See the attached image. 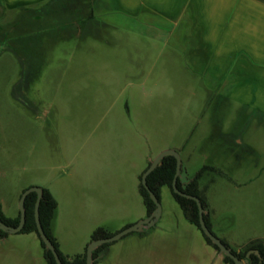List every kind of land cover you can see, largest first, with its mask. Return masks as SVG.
I'll use <instances>...</instances> for the list:
<instances>
[{"label": "rangeland", "instance_id": "1", "mask_svg": "<svg viewBox=\"0 0 264 264\" xmlns=\"http://www.w3.org/2000/svg\"><path fill=\"white\" fill-rule=\"evenodd\" d=\"M79 3L51 0L7 9L0 0V199L6 213L19 211L21 188L58 192L61 181L95 200L105 187L117 189L107 165L163 145L159 117L176 120L171 139L180 134L176 126L189 128L201 116L203 129L212 116L245 128L246 142L264 162L263 118L252 113L249 123H240V107L203 97L190 78L186 88L180 86L163 44L113 0ZM217 183L218 193L234 194L232 208L243 211L234 218L236 229L243 230L242 187L222 177ZM106 196L109 212L122 205ZM113 215L110 227L119 222ZM11 260L7 255L8 264L16 263Z\"/></svg>", "mask_w": 264, "mask_h": 264}, {"label": "crops", "instance_id": "2", "mask_svg": "<svg viewBox=\"0 0 264 264\" xmlns=\"http://www.w3.org/2000/svg\"><path fill=\"white\" fill-rule=\"evenodd\" d=\"M49 1L1 0V3L7 9H15ZM106 1L95 0V4ZM113 1L117 10L148 26L163 44L164 54L173 67L171 71L180 75V82L176 80V83L186 88L190 78L194 87L203 91L202 96L216 98L221 105L240 107L243 112L238 115L240 123L251 121L252 113L264 120V0ZM87 4L91 10L90 3ZM171 71L169 69L168 73ZM202 118L189 128L176 126L175 131L183 137L179 139L175 135L171 139V124L176 120L159 117L166 129L159 132L166 139L163 145H156L140 155L139 152L129 162L107 165L117 181V189L113 187L109 192L105 187L104 194L96 200L80 194L76 185L61 181L58 192L47 187L57 203L51 233L62 254L69 258L81 255L96 228L114 234L148 216L139 192L141 175L165 149H174L179 154L177 178L181 185L187 184L206 166L197 185L207 204L206 213L213 234L237 251L253 240L264 244V162L261 152L246 142L245 128L225 126L224 120L212 116L203 129L199 126ZM247 155L255 158L246 160ZM219 177L227 179L229 186L242 187L244 196L240 199L246 207L243 230L236 229L238 222L235 220V216L240 217L243 211L232 208L234 194L218 193ZM26 188H21L18 195ZM106 194H109V200L122 202V205L113 206L109 212L111 207ZM218 194L221 196L217 197ZM159 201L161 213L152 226L128 233L100 249L95 264H226L223 255L186 219L168 186L160 188ZM0 204L5 216L15 218L18 215L15 207L6 213L1 199ZM113 214H118L119 222L110 227L107 219ZM7 255L17 264H46L39 238L33 232L0 236L3 264H8Z\"/></svg>", "mask_w": 264, "mask_h": 264}, {"label": "trees", "instance_id": "3", "mask_svg": "<svg viewBox=\"0 0 264 264\" xmlns=\"http://www.w3.org/2000/svg\"><path fill=\"white\" fill-rule=\"evenodd\" d=\"M175 165L176 161L175 158L171 155L164 156L162 158V162L160 165L156 166L147 176H146V184L149 187V189L155 194L157 199L159 200V190L163 185H166L169 187L171 194L174 198V200L177 202L181 210L183 211L184 216L186 219L193 224L195 227H197L205 241L211 245L214 249L218 251V248L215 244H213L210 239L205 236L200 229L199 222H198V209L196 206V203L194 200L185 198L181 195H178L175 193L172 189V178L175 173ZM206 169V166H203L201 169L197 171V173L193 176V178L185 185H181L178 178L176 179V187L187 193L191 194L194 196H197L201 202L203 210H207V204L203 197L201 196L197 181L202 174V172ZM25 190V189H24ZM23 190V191H24ZM22 191V192H23ZM139 192L143 201V204L145 206L147 215L151 214L155 208V205L153 201L150 199L148 192L146 189L143 187L141 181L139 183ZM36 200V193L35 192H30L26 195L25 200H24V209H25V222L22 227V229L19 231V233H35L40 241L41 247L43 249V256L45 258L46 264H56L54 257L52 253L48 250H46L44 243L40 239L37 229H36V224L34 220V204ZM56 201L51 195L50 191L47 188H42V195L40 198L39 202V220L41 223V226L46 234V236L50 239L51 243L54 245L55 250L63 264H84L85 263V255H86V250L81 254V255H75L71 258L67 257L66 255L62 254V252L59 250L58 243L56 239L53 237L51 233V220L53 218V214L56 208ZM203 218L205 221L206 226L211 230L210 226V221H209V216L207 213L203 214ZM0 220L10 226H16L19 221V212L18 215L15 218H9L5 216V214L2 211L1 204H0ZM212 232V231H211ZM213 233V232H212ZM7 233L0 230V236H4ZM112 234L105 231L103 228H96L92 234H91V240L94 239H99V238H104L111 236ZM221 242L239 259H243L245 256V253L250 250L254 249L257 250L259 253L258 257L255 254L250 255V261L253 264H264V244L260 240H253L246 244L240 251L235 250L232 248L230 245H228L224 240L220 239ZM109 243L102 244L98 246L96 249L93 250L92 257H93V263L95 264L96 258L98 256V253L100 249L103 247L107 246ZM223 261L226 264H234L232 259L229 258L228 256L223 255Z\"/></svg>", "mask_w": 264, "mask_h": 264}, {"label": "water", "instance_id": "4", "mask_svg": "<svg viewBox=\"0 0 264 264\" xmlns=\"http://www.w3.org/2000/svg\"><path fill=\"white\" fill-rule=\"evenodd\" d=\"M167 155L173 156L175 158V161H176L175 173H174V176L172 178V183H171L172 189L178 195H181L185 198H189V199H192L195 201L197 209H198V222H199V226H200V229L202 230L203 234L205 236H207L210 239V241L217 246L218 252L220 254L228 256L229 258H231L234 264H253L250 261V255L255 254L258 257H260L258 251L254 250V249L248 250L245 253V256L243 259H239L237 256H235L221 242V240L215 234H213L211 232V230L206 226L204 218H203V214L206 213V211L203 210L199 198L197 196L187 194V193L179 190L176 187V178L178 177L179 172H180V157H179L178 152L175 151L174 149H165V150L159 152L155 156V158L150 162L147 169L141 175V183H142L143 187L146 189V191L148 192L150 199L153 201V203L155 205L153 212L151 214H149L146 218H144V219H142V220H140V221H138V222H136V223H134L128 227H125L124 229L112 234L111 236L91 240L86 247V255H85V263L84 264H92L93 263L92 253H93V250L96 249L98 246L105 244V243H111L113 241H116L128 233L141 231L144 227H150L159 218L160 213H161V205L159 203V200L155 196V194L147 186L146 176L156 166L160 165L162 162V158L164 156H167ZM30 192L36 193V200H35V204H34V220H35L38 235H39L40 239L42 240V242L44 243L46 250H48L52 253L56 264H63L61 262L59 256H58L56 250H55L54 245L51 243L50 239L46 236V234H45V232L41 226L40 220H39L38 208H39L40 198L42 195V188L41 187L31 186V187L26 188L21 193L20 199H19V221H18V224L16 226H10V225L3 223L0 220V230L4 231L6 233H9V234H14V233H18L22 229L24 222H25L24 200H25L26 195Z\"/></svg>", "mask_w": 264, "mask_h": 264}]
</instances>
